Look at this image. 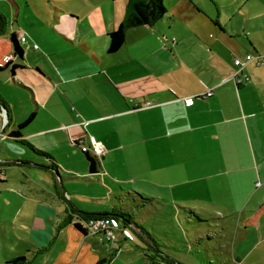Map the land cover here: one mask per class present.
Instances as JSON below:
<instances>
[{"label": "crops", "instance_id": "obj_1", "mask_svg": "<svg viewBox=\"0 0 264 264\" xmlns=\"http://www.w3.org/2000/svg\"><path fill=\"white\" fill-rule=\"evenodd\" d=\"M6 5L13 17L0 8L6 19L0 41L11 56V38L19 40L20 29L12 19L21 5ZM172 10L154 27L130 30L116 54H109L108 36L127 7L123 17H97V24L89 16L80 32L64 16L57 19L60 28L41 15L54 24L56 38L49 32L28 38L24 58L11 68L2 64L8 50L0 44V165L24 174L9 179L0 167V199L8 193L32 206L23 227L32 247L42 240L71 245L68 257L51 243L36 264H96L110 257V264H162L154 234L168 233L170 214L190 228L189 243L171 242L176 253L203 264H249L251 258L264 264V64L245 69L248 85L238 88L232 80L234 59L264 58V48L250 36L246 46V27L220 23L217 36L204 39L194 26L198 11L179 3ZM13 65L22 68L13 73ZM210 90L213 97L186 106V98ZM32 115L20 142L13 139ZM91 137L106 147L97 174L78 144ZM12 144L28 149L33 161L8 162ZM115 213L127 215L136 233L124 225L116 246L87 234L83 216ZM38 220L54 224L53 238Z\"/></svg>", "mask_w": 264, "mask_h": 264}, {"label": "rangeland", "instance_id": "obj_2", "mask_svg": "<svg viewBox=\"0 0 264 264\" xmlns=\"http://www.w3.org/2000/svg\"><path fill=\"white\" fill-rule=\"evenodd\" d=\"M128 1L129 0H18L21 5V10L19 11L18 17L15 11V18H13L12 21L18 20L20 26V29H17L19 41L23 48L27 50L29 46L22 42L23 36L35 39L36 36L38 38H44L46 34L51 33L52 36L56 38L57 35L53 29V25L57 24L60 28L63 27L57 20L59 17H66V21L70 26L72 28L76 27V30L80 32L81 28H85L87 22L86 18L89 16L96 24L99 21V19H96L97 17H123L126 13ZM178 3L180 5L184 4L189 11H198V19L194 23V26L203 35L204 39L209 38L211 34L212 37L217 36L220 24L230 30L235 26H239L240 29L246 27L247 34L243 35L246 46L250 48V45L247 44V38L250 36L249 38H251L252 41L255 40L258 45L264 48V0H165V5L170 10ZM10 7L11 6L6 5V0H0L1 10L4 11L8 17L12 18L13 15L11 16L12 10ZM176 11L174 10V13H176ZM44 14L47 15V17H51L55 23L48 25L41 16ZM65 31L72 33V29ZM1 43L0 41V44ZM2 44H4V46L1 47L2 51L5 49L8 50V45L5 43ZM5 55H10L9 50L1 58L4 67L6 65ZM4 73L9 74L10 71L6 70ZM7 79L8 78H6V80ZM2 86L0 82V87ZM33 107L35 109V105H33ZM12 148L13 149L9 150V154L12 158L11 160H7L8 162H20L24 164L33 161V157L28 149L22 146H15L14 144H12ZM0 150L3 153L5 152L3 147H0ZM80 151L86 158L82 150ZM0 167L7 173L9 179H23L24 177L23 172L19 171V169L12 168V165L3 163ZM129 204H131L130 201ZM22 206L26 207L29 211H25L26 214L22 215L16 213L15 210ZM155 206H157V201H155ZM31 210L32 206L26 205L22 199L12 197L8 193H4L0 199V264H15L18 259L26 260V264H36L37 258L42 255L44 251H49L51 243L52 246L57 248L63 255L68 257L71 256V245H68V248L64 249L65 245L63 243L54 244L55 240H52L51 243L47 240H42L41 246H31V242H29V233L23 229L24 226L28 225V222L24 218L31 217V215H28V212ZM41 217L45 216L41 214ZM155 218L156 217H153V219L151 218V222L160 224V220H155ZM168 218L170 219L171 225L168 233L162 235L163 232L158 231L157 234H154L157 239L154 238V240L157 242L159 251L162 253V264H203L200 259L195 260L193 257L176 253L171 248V242L175 243L178 240L189 243L187 231H189L190 228L181 225L187 224L186 219L184 220L182 216H175L174 221L172 220L171 214ZM158 219H161V217ZM36 223L44 226L47 223L49 230L46 232L48 233V237H52L50 229L51 227H55L52 222L49 220H38ZM172 224H175V227L172 226ZM128 228L132 233H136L133 225L130 227L128 226ZM162 239H167L170 242H158V240ZM196 243L199 244L201 241L197 240ZM248 262L249 264H258L253 261L252 258ZM96 264H98V262Z\"/></svg>", "mask_w": 264, "mask_h": 264}, {"label": "trees", "instance_id": "obj_3", "mask_svg": "<svg viewBox=\"0 0 264 264\" xmlns=\"http://www.w3.org/2000/svg\"><path fill=\"white\" fill-rule=\"evenodd\" d=\"M168 14V8L165 5L164 0H129L127 4V14L123 23L119 26V28L113 33L109 34V54L118 53L126 44L127 41V33L130 30L137 29L140 27H154L160 21H162ZM6 23L5 17L0 14V36L4 35L3 26ZM218 25V23H217ZM13 47H14V55L17 59H23L25 55V51L23 50L20 41L14 34L11 38ZM12 63L6 65V68H11ZM22 68V66L13 65L12 71L15 73L16 70ZM2 71V68H0ZM35 116L32 115L26 122H24L18 131L12 132L10 136L20 142L21 131L27 128L30 123L34 120ZM25 144L24 142H21ZM29 146H31L28 143ZM86 219H91L95 217H103V216H83ZM116 218H123L124 221H130L127 219V215L124 214H114ZM112 257L101 260L98 264H110ZM15 264H26V260L18 259Z\"/></svg>", "mask_w": 264, "mask_h": 264}, {"label": "built area", "instance_id": "obj_4", "mask_svg": "<svg viewBox=\"0 0 264 264\" xmlns=\"http://www.w3.org/2000/svg\"><path fill=\"white\" fill-rule=\"evenodd\" d=\"M22 42L28 44V38H22ZM35 50H39V46H34ZM17 59L14 53L6 57V65L13 63ZM257 63L258 65L264 64V58L256 57L255 55H247L245 58H235L234 64L237 71L232 76V80L238 88L243 85H248L251 82V77L249 74L245 73V69L251 64ZM214 96V91L210 90L206 94L193 96L186 98V106L192 107L195 105L197 99H208ZM82 152L86 155L89 154L92 157L100 161L106 154V147L103 142L97 140L95 137H91L89 144L84 141L78 142ZM4 179V173L0 172V181ZM83 225L87 234L94 237H102L107 243L117 245L119 241V232L122 230L123 226L128 225L124 222L123 218L116 217H95L91 219L82 220ZM132 226V225H130ZM129 226V227H130Z\"/></svg>", "mask_w": 264, "mask_h": 264}, {"label": "water", "instance_id": "obj_5", "mask_svg": "<svg viewBox=\"0 0 264 264\" xmlns=\"http://www.w3.org/2000/svg\"><path fill=\"white\" fill-rule=\"evenodd\" d=\"M3 107H5V106H3ZM85 156H86L87 160L90 162V173L91 174H97L99 172V161L89 154H86ZM127 224H130V222H127Z\"/></svg>", "mask_w": 264, "mask_h": 264}]
</instances>
